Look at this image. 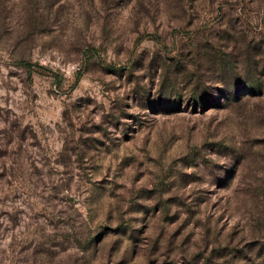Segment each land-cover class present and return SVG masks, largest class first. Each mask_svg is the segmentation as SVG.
I'll list each match as a JSON object with an SVG mask.
<instances>
[{"label": "rangeland", "instance_id": "374dc122", "mask_svg": "<svg viewBox=\"0 0 264 264\" xmlns=\"http://www.w3.org/2000/svg\"><path fill=\"white\" fill-rule=\"evenodd\" d=\"M0 264H264V0H0Z\"/></svg>", "mask_w": 264, "mask_h": 264}]
</instances>
